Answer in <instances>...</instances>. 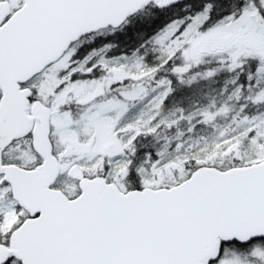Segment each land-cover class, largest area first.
Masks as SVG:
<instances>
[{
  "label": "snow or ice",
  "instance_id": "6c2138e0",
  "mask_svg": "<svg viewBox=\"0 0 264 264\" xmlns=\"http://www.w3.org/2000/svg\"><path fill=\"white\" fill-rule=\"evenodd\" d=\"M0 264H264V0H0Z\"/></svg>",
  "mask_w": 264,
  "mask_h": 264
}]
</instances>
